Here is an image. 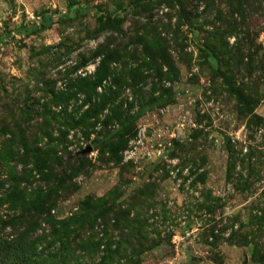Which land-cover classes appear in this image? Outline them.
<instances>
[{
	"label": "rangeland",
	"instance_id": "374dc122",
	"mask_svg": "<svg viewBox=\"0 0 264 264\" xmlns=\"http://www.w3.org/2000/svg\"><path fill=\"white\" fill-rule=\"evenodd\" d=\"M181 2L0 0V189L12 176L25 177L28 189L45 184L36 171L23 175L31 161L9 155L7 140L27 136L52 150L45 172L68 175L85 164L51 210L55 219L74 217L88 197L103 199L114 220L126 217L122 242L109 227V246L119 253L106 264H258L254 252L264 248V71L257 69L260 59L264 66V0H249L245 8L251 56L233 49L234 61L221 65L205 46L218 48V34L225 36L229 25L242 28L240 17L225 0ZM106 18L114 23L96 32ZM226 40L235 48L234 35ZM105 55H111L109 71L90 100L84 93L52 98L75 79L91 78ZM229 84L250 98L247 111ZM94 104L105 108L90 119V129L71 127L59 112L79 117ZM42 106L59 113L51 117ZM146 106L132 123L133 136L126 135L121 159L111 161L108 145L117 137L104 142L117 125L105 126L104 119ZM60 132L64 141L56 139ZM62 162L67 165L58 166ZM17 214L0 206L2 219ZM36 233L47 236L48 226L42 222ZM104 249L81 252L68 264L96 263Z\"/></svg>",
	"mask_w": 264,
	"mask_h": 264
},
{
	"label": "trees",
	"instance_id": "16d2710c",
	"mask_svg": "<svg viewBox=\"0 0 264 264\" xmlns=\"http://www.w3.org/2000/svg\"><path fill=\"white\" fill-rule=\"evenodd\" d=\"M248 1L249 0H225V6L229 11L237 13L240 17V21L236 25L237 27L241 25L242 28L236 29L234 25H229V30L226 32L227 35L225 34V36H222L218 34L220 40L218 42V48L215 46H205V50L209 51L212 55H216L217 59L219 58L218 62H220V65L223 64V59H227L230 62L234 61L236 56L233 54V49L237 50L238 48H243L247 51L248 56H251L249 51L253 43L250 38V33L248 32L249 24L247 23V13L245 10ZM178 2L180 5L182 4L181 0H178ZM110 23H114V20L106 18L105 22L99 25L96 32H102ZM241 29L242 31L240 32L239 30ZM229 35H234L236 37L235 48L230 46L226 40ZM109 57H111V55H105V57L101 59L91 78L75 79L64 92H52V98L54 100L63 98L67 101L73 98L76 93H84L87 95V99L90 100V94L96 90L104 80V77L108 74ZM164 57L165 55L163 59ZM164 62L168 63V59ZM258 65L259 67L257 69L259 71H264L261 59ZM228 66V64H225V67L228 68ZM218 73L220 77L227 82L228 78L226 74L223 72ZM70 88H74V91H70ZM229 89L236 95L238 101L244 104V110L247 111L251 101L250 98H248L247 95H243L239 91L240 89L232 87L231 84H229ZM42 107L44 114L56 117L57 113H64L70 119L71 127L84 124L87 126V129H90V127L95 124V122H90V119L98 120L100 113L105 108L101 105L98 106L94 104L86 108L79 117L75 116L77 117L75 118L74 116H70V114H66L64 110L56 112V110L52 108ZM148 108H150V106L141 107L131 116H123L122 114L124 113L122 112L112 113L111 116L104 119L103 124L105 126L109 125L108 123L112 120L116 121L117 125V127L109 131L106 135L108 142H104L109 144V140L113 137H117L115 144L108 145L109 159L111 161H119L121 159L120 152L125 148L127 142L126 135H129V137L133 136L131 131L132 123ZM33 111H37V109L33 108ZM48 137L52 138V132L48 134ZM65 137V133L60 132L56 139H62V141H64ZM7 142L9 144L7 147L10 156L19 155V159L22 158V161H31L32 169L25 170L26 172L24 171L23 175H29L30 177L31 173L36 171V174L43 177L44 180L41 179L46 185H36L28 189L25 186L27 181L23 180L26 179L25 177L12 176L10 180L11 184H9L7 188H1L2 200H0V206L8 204L15 212L19 211V214L9 216L6 219L0 218V232L2 233L8 228L14 235L11 238H9L11 233L0 236V264H68L71 259L81 258L79 257L81 256V252H86L88 256L94 255L98 251L100 245H104V253L100 256L98 262L92 264L110 263V259L117 256L119 253V248L111 249L109 246V240H111V238L108 237L110 232L109 227L111 226L113 230L118 231V238L120 242H122L124 237L123 221L126 217L118 218L117 220L116 215V220H114L108 216L110 207L108 206L107 209H103L101 204L104 203V200L92 197H88L80 203L79 213L74 217L72 216L60 220L55 219L51 214V210L56 206V201L61 198L63 199L66 191L71 188L69 180L84 168V162L76 165L68 175H64L62 170L58 173L59 176H56L57 174L55 175L51 170L44 171L47 167L46 162L52 152L50 148L47 149V143L44 144V146L33 144L29 141L27 136L18 138V140L10 139L7 140ZM96 143L97 141L95 140L91 141V145H96ZM3 144L4 141L0 143V146H3ZM54 156L56 160V154H54ZM62 165L65 166L67 163L62 162L59 163L58 166ZM23 183L24 185L22 186ZM261 210L264 211L263 208ZM111 219H113V223L109 224ZM98 220L104 225L101 231L103 236L106 237V244L100 243L101 239H98L100 231L98 229L95 231V228L100 225ZM262 220L264 221V217ZM42 222L48 226L47 236H37L36 231L40 228ZM124 223H127V221H124ZM130 224L132 223L129 221V225ZM43 243L44 245L41 246L40 244ZM88 248L89 250H86ZM77 252L79 255L76 254ZM254 259H256L258 264H264V248H256Z\"/></svg>",
	"mask_w": 264,
	"mask_h": 264
},
{
	"label": "water",
	"instance_id": "95a60500",
	"mask_svg": "<svg viewBox=\"0 0 264 264\" xmlns=\"http://www.w3.org/2000/svg\"><path fill=\"white\" fill-rule=\"evenodd\" d=\"M88 150H90V147H88L86 150H83L81 153L84 154V153H86Z\"/></svg>",
	"mask_w": 264,
	"mask_h": 264
}]
</instances>
